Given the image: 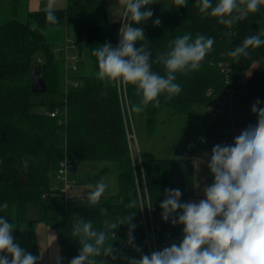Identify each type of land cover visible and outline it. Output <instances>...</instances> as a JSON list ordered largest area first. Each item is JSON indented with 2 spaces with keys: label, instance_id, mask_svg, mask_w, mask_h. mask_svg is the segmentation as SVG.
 I'll use <instances>...</instances> for the list:
<instances>
[{
  "label": "trees",
  "instance_id": "obj_1",
  "mask_svg": "<svg viewBox=\"0 0 264 264\" xmlns=\"http://www.w3.org/2000/svg\"><path fill=\"white\" fill-rule=\"evenodd\" d=\"M105 2L67 0L64 8L31 12L25 21L13 18L0 25V216L14 224L15 242L26 252L40 257L34 221L28 218L29 207H37L40 218L35 222L43 223L57 233L68 264L81 248L78 239L70 235L77 219L91 220L94 227L100 229L105 219L127 220L131 216V221L120 225L115 230V239L109 241L114 255L125 240L124 231H130V224L135 225L131 232L134 241L129 243L119 262L126 264L128 255H133L132 259L149 255L145 229L140 224L142 213L137 187L141 192L147 188L150 202L156 208L152 219L157 244L178 243L183 239V225L164 221L160 207L165 199V189L177 173L181 160L138 156L133 160L131 157L127 109L131 112L140 102L135 89L109 84L93 75L71 77L80 85H70L65 91L64 63L56 59L54 47L46 36V31L52 28L75 29L80 53V47L86 44L97 72L93 48L105 43L115 47L119 43L120 23L109 21ZM215 2L213 0V4ZM147 8L153 11L152 18L132 26L143 28L153 60L167 50L173 39L186 33L193 37L200 33L215 41L200 70L189 75L177 74L176 82L182 86L179 95L171 100L161 96L159 105L146 107L149 128L155 124L163 106L169 107L174 116L194 118L201 127L207 121L203 110L214 104V98L207 96V90L212 88L214 97L224 92L220 63L232 68L236 79L246 74L236 96L237 109L245 95L254 96L255 102L259 100V106L264 107V45L249 49V55L238 60L227 55L247 36L264 31V6L231 28L200 13L196 0H188L187 5L180 8L164 3L150 4ZM50 10L57 17L55 23L46 19ZM157 18L160 20L158 26L154 24ZM140 46L138 42L136 47ZM37 66L41 67V77L47 83L46 93L32 92V69ZM153 70L164 74L161 64L153 63ZM57 108L66 109V122L62 121V115L58 118L49 115ZM222 128L223 122L210 127L209 134L215 145L224 139ZM65 151L73 164L116 162L120 168L117 193L97 205L65 209L60 198L54 196L60 191L55 182ZM5 203L7 209L3 208ZM101 209H107L106 213ZM23 226L28 227L29 245H23ZM111 257H96L97 264ZM37 264H42L41 257Z\"/></svg>",
  "mask_w": 264,
  "mask_h": 264
},
{
  "label": "clouds",
  "instance_id": "obj_2",
  "mask_svg": "<svg viewBox=\"0 0 264 264\" xmlns=\"http://www.w3.org/2000/svg\"><path fill=\"white\" fill-rule=\"evenodd\" d=\"M152 3L153 0H118L122 23L119 43L115 47L105 43L94 47L92 52L97 59V79L135 89L140 97L139 104L133 106L136 112L149 104L159 105L161 96L171 100L179 95L182 86L176 82L177 74L189 75L200 70L215 42L200 33L195 37L186 33L173 39L167 50L153 60L143 28L132 26L152 18L154 13L147 8ZM187 3L188 0H173L176 8ZM262 6L264 0H216L215 4L213 0H196L200 13L229 28L260 11ZM46 19L57 22L51 10ZM154 24L158 26L160 20L157 18ZM262 37L264 31L247 36L227 55L236 60L247 57L249 49L264 45ZM138 42L140 47H136ZM153 63L163 66V75L153 70ZM260 103L257 100L251 109L257 115L255 125L245 128L232 145L217 144L212 148L207 166L214 180L203 189L204 199L181 203L179 189H165V199L160 204L162 218L166 222L171 220L173 225H183L182 241L140 259L133 258L129 264H264V107ZM87 188L88 203L97 205L108 185L101 178ZM3 208H8L7 203ZM106 211L101 209L102 213ZM130 221L131 216L127 220L105 219L97 229L91 220L77 219L70 235L78 239L81 248L69 264H97L96 257L100 256L115 259L109 241L115 239V230L120 225ZM134 228L130 224V244L134 241L131 235ZM14 229V224L0 216V264H37L40 257L15 242ZM62 260L56 257V264H62ZM101 264L106 262L102 260Z\"/></svg>",
  "mask_w": 264,
  "mask_h": 264
},
{
  "label": "rangeland",
  "instance_id": "obj_3",
  "mask_svg": "<svg viewBox=\"0 0 264 264\" xmlns=\"http://www.w3.org/2000/svg\"><path fill=\"white\" fill-rule=\"evenodd\" d=\"M9 0H0V3H6ZM152 4H173V0H153ZM5 5L0 4V25L7 22V20L11 19L13 13L8 10V13L3 10ZM9 7V6H8ZM16 8V7H15ZM17 18L21 21L24 20V15L20 13V10L17 12ZM67 32V33H66ZM75 29L69 28L67 31L63 28H52L46 31V36L48 38L49 43L56 49L57 47L63 46L67 41L73 42L75 41ZM78 50L79 53V67L78 71L72 72L69 71V75L71 77H81V76H93L96 75V70L93 67V61L89 56V52L86 44H82ZM72 53V52H71ZM56 54V53H55ZM56 59L63 63L64 58L61 53L56 54ZM63 72L65 76V65L63 64ZM241 101V100H240ZM212 110L210 109L204 111V114H209ZM207 112V113H206ZM132 122H133V131L136 134V143L140 144L142 148L148 149V152L153 154V156H161V158H167V153L164 152L165 148L171 149L174 152L178 150V152L182 149L183 145L189 140L186 139V136L183 135L182 130L191 128L196 124L195 119L190 116H174L170 112V108L167 106H163L159 115L157 116V120L155 124L148 128L147 124V108H144L143 111L136 112L131 111ZM239 118H244V115L239 114ZM127 120L129 121V110L127 109ZM129 123V122H128ZM241 123V121H240ZM151 131V137L149 138L147 133ZM186 140V141H185ZM139 148V146H138ZM140 149V148H139ZM170 158V157H169ZM177 158V157H173ZM86 165H91L92 167L87 172H81L82 163H76L74 172L71 173V178L78 182V185L75 186L73 191H70V195H79V194H87L89 189L87 188L88 184H95L101 178L104 179L105 183L108 185L107 190L102 196L100 203L106 201L110 196H113L117 193V180L120 173V168L116 162H84ZM85 165V164H83ZM95 165V166H93ZM81 175H84L85 178L81 179ZM74 177V178H73ZM56 187L61 189L62 185L57 181L55 182ZM107 194V196H105ZM72 206V204H70ZM28 218L34 221L35 232L40 234L38 247L40 252L42 253L43 262L49 264L47 253H46V243L42 240L41 230L39 224H37L38 218H40V211L35 206H30L28 210ZM46 229V228H45ZM49 230V229H48ZM51 231V230H50ZM22 241L23 245H29L30 240L28 237V227H22ZM51 233H54L51 231ZM37 236V237H38ZM54 245L58 251V255L64 259L65 253L63 247L58 244L54 240ZM178 242L177 244H179ZM169 243H160L158 245V250H163L165 247H169Z\"/></svg>",
  "mask_w": 264,
  "mask_h": 264
},
{
  "label": "built area",
  "instance_id": "obj_4",
  "mask_svg": "<svg viewBox=\"0 0 264 264\" xmlns=\"http://www.w3.org/2000/svg\"><path fill=\"white\" fill-rule=\"evenodd\" d=\"M120 28L122 27L121 18H120ZM120 39V36H119ZM79 45L76 41L70 42L67 41L63 46L57 47L54 49L56 54L61 53L64 58L65 65V87L66 90L70 85L74 87H78L79 81L71 79L69 75V71L76 72L78 71V61H79ZM72 52V53H71ZM41 62V59H38ZM221 69V73L224 77V92L219 97H214V90L212 88L207 90V96L214 98V104L212 106L211 112L206 116V122L200 127L199 134L197 135L196 140L189 142L186 146L187 152L189 153L188 159H193V151L200 144H206L210 141V127L213 126L219 118H223V128L222 134L224 135V139L222 140V145H232L234 142V130L238 126L240 118L239 111L236 106V96L239 92L240 86L244 83L246 74L242 75L240 79H236L232 68L219 64ZM129 110V109H128ZM49 115L53 118H58L60 115L63 116V122L67 120V111L66 109H54L49 112ZM129 122H130V131L128 133V141L129 147L131 151V157L134 160L137 156L140 158L138 149L136 147V134L133 131V126L130 120V110H129ZM66 150V146H64ZM75 168V164H73L67 155V151H65L64 158L59 164V168L56 174V180L63 185L62 189L55 193L54 196L60 198L63 202L65 209L70 207L78 206V205H90L87 201V194H79V195H70L69 192L73 191L76 184V181L70 178V172ZM144 174V172H143ZM144 185L145 184V178ZM137 195L138 202L142 213V219L140 224L144 227L146 233V243L148 248V253L151 255L154 251L158 250V244L155 237L154 224L152 219V213L156 210L155 206L151 204L149 199V194L147 192V188L145 187L144 192H141L139 187H137ZM72 204V206H70ZM124 242L120 246L119 250L115 254V259L107 258L106 264H121L119 259L123 256L126 249L129 246V230L124 231ZM132 235V233H131ZM117 234L115 233V237ZM62 264H68L66 259L62 260Z\"/></svg>",
  "mask_w": 264,
  "mask_h": 264
},
{
  "label": "crops",
  "instance_id": "obj_5",
  "mask_svg": "<svg viewBox=\"0 0 264 264\" xmlns=\"http://www.w3.org/2000/svg\"><path fill=\"white\" fill-rule=\"evenodd\" d=\"M66 3H67V0H9L6 3H0V4L5 5L3 7V10L5 12L8 13V10H10L13 13L11 16H9L11 19L7 20L8 22L12 20L13 18L18 19L17 18L18 10H20V13L24 15V20H26L28 18L29 13L31 12H37V11L49 10V9H61V8L66 7ZM105 3H106V10H107V17L109 21L119 22L121 18V10L118 5V0H106ZM1 10L2 8H0V11ZM255 103L256 102H255L254 96L245 95V97H242L240 103L238 104V111L240 114L244 115V118L243 119L240 118L241 123H239V125L234 130L235 137L238 136L249 125L256 124L257 115L251 111L252 106ZM208 109L210 108H207L204 110L201 109V110L203 111L207 110L208 112ZM207 115L208 114H205V116ZM130 120H131L132 126H134L132 122L131 112H130ZM223 120L224 119L222 117L219 118L216 121V124L221 125ZM195 122L196 124L193 125V127L182 130L183 135L186 136V139L189 138V140L186 142L185 145H183L182 149L179 152L178 150L174 152L173 150L168 149V148L164 149V152L167 153V156H168L167 158H161V156L155 157L153 156V154L148 152V149L142 148L139 143L138 145L136 144L139 156L141 158L181 160V164L179 166L177 173L174 175L173 179L171 180V182L169 183L167 187V189H179L182 192V196L180 198L181 203H188V202L198 203L201 199H204L205 197H204L203 189L206 186L210 185L214 180V177L211 174L207 166L208 161L211 158L212 148L215 146L213 139H210V141L206 144L198 145L192 153L194 157L193 159L187 158L189 153L187 152L186 146L189 142L196 140L197 135L199 134V131H200L198 121L195 120ZM147 135L149 138H152L151 131L148 132ZM138 146L140 149L138 148ZM173 157H177V158H173ZM80 167H81V172H84V171L87 172L92 166L86 165V163H82ZM75 168L71 170L70 175L72 172H74V170H76ZM80 177L81 179L85 178L84 175H81ZM76 184L78 185L77 181H76ZM61 187H63V185ZM117 187H118V182H117ZM105 196H107V194ZM37 224H39V226L41 227L40 230H41L42 240L46 243V253H47L49 264H56V257L59 256L58 255L59 253L53 242L55 240L59 244L58 235L53 229L49 228L45 224L40 223V222H37ZM50 230L53 231L54 233H51ZM37 236H38V233H36V240L39 241L40 234L38 237ZM169 244H170L169 246H171L173 243H169ZM37 246H38V243H37ZM39 253H40L42 264H46L45 262H43V257H42V253L40 252V249H39ZM132 256L133 255L131 256L128 255L127 257H125L126 264H129V261L130 259H132Z\"/></svg>",
  "mask_w": 264,
  "mask_h": 264
},
{
  "label": "water",
  "instance_id": "obj_6",
  "mask_svg": "<svg viewBox=\"0 0 264 264\" xmlns=\"http://www.w3.org/2000/svg\"><path fill=\"white\" fill-rule=\"evenodd\" d=\"M41 67L37 66L32 69V92L34 93H46L47 83L44 78L41 77Z\"/></svg>",
  "mask_w": 264,
  "mask_h": 264
}]
</instances>
